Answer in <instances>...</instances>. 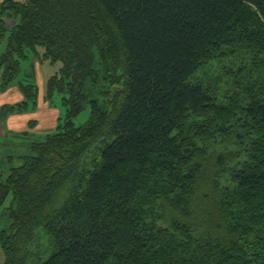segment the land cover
<instances>
[{
	"label": "trees",
	"instance_id": "1",
	"mask_svg": "<svg viewBox=\"0 0 264 264\" xmlns=\"http://www.w3.org/2000/svg\"><path fill=\"white\" fill-rule=\"evenodd\" d=\"M3 42L1 121L37 107L39 45L66 116L0 162L2 264H264V0H2Z\"/></svg>",
	"mask_w": 264,
	"mask_h": 264
},
{
	"label": "rangeland",
	"instance_id": "2",
	"mask_svg": "<svg viewBox=\"0 0 264 264\" xmlns=\"http://www.w3.org/2000/svg\"><path fill=\"white\" fill-rule=\"evenodd\" d=\"M9 27H12L15 22L9 21L8 22ZM6 44L3 42L0 46V55L3 51H5ZM45 47L42 45H39L37 47L36 52H30L28 53V56L26 58L21 59V72L19 77L16 80V83H19V81H22L24 83H33L38 88V103L35 110H30V113L35 112L36 117H40V112L42 109H44V103H46V92H47V84L49 79L58 74L60 72L62 63L61 61H52L50 59H46L44 57L45 54ZM241 62L234 60V59H226L219 62H212L207 65H205L201 70L198 72V77L204 81L205 83H214L218 79H223V81L232 82L233 81V74L230 73L236 72L239 68ZM228 72V73H227ZM230 85L232 83H229ZM12 86H15L12 85ZM227 86V84L222 85V87ZM1 92L6 93V90L2 89L1 87V80H0V94ZM53 103L47 104L50 106L51 110L53 112L56 110L57 112V118L58 120L61 119L64 120L66 116V108L62 101V96L59 94H56L53 97ZM16 103H13L15 105ZM35 117V116H34ZM33 117V119H34ZM28 119V117H26ZM90 118V108L89 106H86L84 110L75 118L74 122L77 126L84 125L87 123V121ZM7 120V119H6ZM6 123V122H5ZM36 123V121H35ZM30 124L27 129L21 130V132L12 134L9 137L10 143L8 145L0 146V162L6 157L8 154H22L26 152V148L30 142L33 141H42L45 139L47 132H39L37 131L36 124ZM28 132L29 134L20 136L21 133ZM12 133V132H11ZM7 134H9V131H7ZM19 134V135H18ZM10 135V134H9ZM7 137V135L5 136ZM5 139L0 140V142H3ZM11 143H17L19 145H14ZM1 171L4 174V178L8 175V168L5 166H1ZM12 196H9L7 201L5 202L4 206H8L11 202ZM4 206L0 207V214L4 208ZM41 239L39 242L36 243L34 249L38 252L40 249H42V246H47L46 239L44 238V235H41ZM43 238V239H42ZM45 244V245H44ZM40 246V247H39ZM46 247H44L45 249ZM49 253L46 254L44 257H38V263H41L43 260H45L47 257H49Z\"/></svg>",
	"mask_w": 264,
	"mask_h": 264
},
{
	"label": "crops",
	"instance_id": "3",
	"mask_svg": "<svg viewBox=\"0 0 264 264\" xmlns=\"http://www.w3.org/2000/svg\"><path fill=\"white\" fill-rule=\"evenodd\" d=\"M2 0H0L1 2ZM9 21H7V26L9 27ZM10 28V27H9ZM23 100V95L19 91L17 86H12L6 90V93L1 92L0 94V112L1 107L6 104L18 103ZM48 102L44 103V109L40 112V117H36V113H22V114H12L8 116L6 123L4 124L1 121L0 117V140L5 139V136H11L12 134L21 132V130L27 129V127L31 124V121H36L37 131L39 132H49L56 128L58 118L56 110L53 112L50 106L47 105ZM35 116V117H34ZM28 117V119L26 118ZM34 117V119H33ZM9 131V134H7ZM12 132V133H11ZM4 254L0 245V264L3 263Z\"/></svg>",
	"mask_w": 264,
	"mask_h": 264
}]
</instances>
